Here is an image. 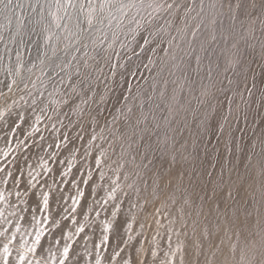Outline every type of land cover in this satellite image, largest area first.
<instances>
[{
	"label": "snow or ice",
	"instance_id": "1",
	"mask_svg": "<svg viewBox=\"0 0 264 264\" xmlns=\"http://www.w3.org/2000/svg\"><path fill=\"white\" fill-rule=\"evenodd\" d=\"M0 101L10 131L20 120L39 133L47 120L59 134L48 147L73 159L60 171L38 157L44 175L68 176L87 137L83 157L98 150L95 166L116 177L93 202L108 218H89L81 190L69 215L83 222L72 215L65 232L69 209L52 208L62 190L40 172L26 178L16 161L0 167V184L12 182L0 190V221L17 220L12 231L0 225V264H264V0H0ZM60 155L49 159L63 164ZM12 195L26 198L31 220L17 216ZM133 209L143 213L136 237L155 225L148 247L131 244ZM20 220L34 222L31 242L17 243ZM49 222L59 238L45 247ZM86 229L100 231L95 255L70 242L90 239Z\"/></svg>",
	"mask_w": 264,
	"mask_h": 264
},
{
	"label": "rangeland",
	"instance_id": "2",
	"mask_svg": "<svg viewBox=\"0 0 264 264\" xmlns=\"http://www.w3.org/2000/svg\"><path fill=\"white\" fill-rule=\"evenodd\" d=\"M133 82H135V81H133ZM0 107H3V101H0ZM18 110H22V109H18ZM12 119H15V117H12ZM32 122H34V117H33V120L30 121L29 123H32ZM16 123L19 124L20 127L16 128L15 125H13L12 130L10 131L9 128L4 125L3 121H0V167H4L8 170H13L17 167V163L13 162V161H16L19 163L20 166H22L24 168L26 178H27V172L29 170H32L34 174H35V172H40L41 176L37 177L38 180H40L41 182L43 180H47L49 185H52L55 189L62 190L63 195L65 197H67L66 198L67 200H64L62 202L60 201L59 204L53 202L52 208H53V211H62L63 208L69 209V212L63 213V215H67L69 217L68 220L62 221V223L64 225H66V227L64 228L65 232H74V230H75V226L71 223L72 215H76V219L83 222V216L78 215V214L69 215V213L71 212V207H72L71 197L76 196L77 192L81 191V190L85 194L84 197L81 198L82 205L83 206L85 205L84 209L86 206L88 207L89 203H90V205H93V207L95 209L94 212L101 210L100 215L101 216L103 215V217L100 216V219H104L106 217L108 218L107 215L109 214V212L107 213L103 208L100 207V204H94L93 201L95 199L99 200V198L101 197L99 201H101V204L103 203L102 198L106 197L107 191L110 190V187H111L110 181H111V179H115L116 177L113 174V172L110 171L109 169H107L103 166L101 167V169L100 168L98 169L95 166V162H94L93 157L95 155H98V150H95L93 152V156H89L87 158L83 157L84 149L87 146V143H86L87 137H86L85 141H82L80 143V145H78L80 147V151L78 153H76L75 160H73V164H74L73 169L69 173L68 176H66V177L61 176V175H59V173L57 171H53L49 175H44L43 169L39 167L40 160L38 159V157H44V159L48 160L49 167L53 168L54 170L59 169L60 171H67L68 162H69V160L73 159L72 156L69 155L67 152H64L65 150H63V149H56L54 144L52 147H48V144L52 143V141L54 139L58 138L59 134L54 133L53 131L50 130L51 126L47 120H44L41 124L37 125V127H39L41 129V131L39 133H34L32 131V128L29 126V124H26L23 121L16 120ZM46 125H47V127H46ZM60 131L63 132L64 129H60ZM41 135H43L45 137V139L43 141L40 140ZM37 144H40L43 147L42 148L37 147L36 146ZM57 151H59L61 153L59 159L64 160V163L61 165V167L59 166V168H57L58 162H54L53 160L49 159V155L52 152H57ZM4 152H8L7 157L4 156V154H3ZM26 156L28 157L27 163H25V161H24V157H26ZM29 165H31L32 167L29 168L28 167ZM100 170H102V171L105 170L104 171L105 172V178H104L105 180L100 179V172H101ZM89 172H91V179L90 180L93 182H91L89 180L88 183L85 184V183H83V181L88 179V173ZM107 174H110V175H107ZM16 175H19V173H16ZM2 176H3V174L0 173V177H2ZM110 176H112V178ZM106 177L108 178L107 180H106ZM54 181H55V183H54ZM100 182H102L103 185L100 184ZM118 182L119 183H131V180L124 181L123 180V174H121V180ZM107 183L109 186L107 185ZM104 184H106L108 186V188H107L108 190L106 189V192H105V189L103 187V186H105ZM11 186H12V182H11V178H9V184L8 185L0 184V190H4L5 192H8L11 190ZM140 186L142 187V185H140ZM92 188L95 189L96 195L92 194L93 193ZM38 189H39V185H38ZM68 189H70V190H68ZM17 190H19V189H17ZM44 190L48 191L49 189L46 186L44 188ZM126 190H128V189H126ZM128 191H130V190H128ZM64 192L68 196L65 195ZM99 193H101V194H99ZM102 193L104 196L102 195ZM58 194L59 193H57V195ZM89 195H91V196H89ZM85 196H86V199H85ZM87 196L90 197L91 199L87 198ZM20 199H26V198L16 197L15 195H12L9 197V201L15 203V206H16L15 210H16L17 216H25L29 220H31V216H32L31 210H29L27 212L21 211L22 209L27 207V205L21 204L19 202ZM124 199H125V203H124V206L122 208L123 209L122 212L125 211L124 213H126V212L128 213V208H129L128 207L129 206L128 199L127 198H124ZM132 199H133V202H135V200H134L135 196L132 197ZM85 200L88 202L90 201V202L88 203ZM62 203L63 204L65 203L66 205H63ZM114 203L115 202H113V201H109L110 205L108 204L106 207L110 210L111 206ZM2 208H5V205L0 204V209H2ZM79 209L80 208L78 207L77 212L80 211ZM12 210H13L12 208H8L5 214L7 215V212L12 211ZM85 210H87V209H85ZM94 212L90 213V216H89L90 219H95V213ZM133 213L136 214L137 220L135 223H133L134 229H133L131 235L136 237V232L140 231V228H138V227H139L140 222L142 221L143 213H139L135 209H133ZM45 214L46 213H41V212L37 211L35 215H36L37 219L43 220V217ZM105 215H106V217H104ZM122 217H118V219H121ZM8 218L10 220H12V225H2V221H0V225H2L4 227H9L10 231H12V230H14V225L17 222V220H16V217L10 216ZM56 219L59 220V219H62V217L56 216ZM162 222H164V221L162 220ZM19 223L21 224V232L17 233V243H19L22 236H23V239H26L29 242H31V240L33 239V235H28L27 233H33L34 234V232H35V227L33 226L34 222H33V224H28L24 220H20ZM43 227L45 228V236H44V238H42V242L45 244V247H48L49 241H53L54 237L59 238V232H57L56 229L52 228L51 222H49L48 225H43ZM154 227H155V225H153V228L146 229L145 235L147 236V239H145L144 236H140V238H139L140 239L139 242L143 241L145 244V247H148V241L151 240V236L153 234ZM89 230L92 232L91 229H86V233L90 235V237H91L90 239L85 240L83 238L85 234H81L80 236H74L73 240L70 242L73 243L74 246L81 253H83L85 246H87L88 250L92 251L93 255H95V250L93 248V244L94 243L100 244L101 235L99 234L100 233L99 229H96L97 231H96V234H94V236H92L90 234L91 232ZM126 238H127V236H125V239ZM135 239L133 241H131V244H133V243L135 244V241H136ZM63 243H64V241H61L60 245H56L53 243L52 244L53 251L57 252V249H62ZM110 243L114 246L115 240L112 239L110 241ZM121 247H125V246L123 244H121ZM137 247H139V244L137 245ZM110 251H111V249L105 250L104 246H102L100 249L102 256L108 255ZM127 251L129 253H131L133 251V249L129 247L127 249ZM14 255H15V253H14ZM57 256H59V252H57ZM88 259H90V258H88Z\"/></svg>",
	"mask_w": 264,
	"mask_h": 264
},
{
	"label": "bare ground",
	"instance_id": "3",
	"mask_svg": "<svg viewBox=\"0 0 264 264\" xmlns=\"http://www.w3.org/2000/svg\"><path fill=\"white\" fill-rule=\"evenodd\" d=\"M64 152H66V151H64ZM61 165H62V164L58 163L57 168H59V166L61 167ZM13 167H14V166H13ZM26 169H27V168H26ZM98 169H99V168H98ZM98 169H97V170H98ZM100 169H101V168H100ZM100 171H102V170H100ZM100 171H99V172H100ZM104 171H105V170H104ZM107 175H110V174H107ZM113 176H114V175H113ZM110 177L112 178V176H110ZM107 179H108V178L106 177V180H107ZM104 180H105V179H104ZM111 180H112V179H111ZM90 181H91V180H90ZM91 182H93V181H91ZM94 182H95V181H94ZM102 182H103V181H102ZM102 182H100V184H102ZM110 182H111V181H110ZM92 184H93V183H92ZM94 185H95V184H94ZM102 185H103V184H102ZM102 185H101V186H102ZM104 185H105V186H103V187H104L105 192H106V189L108 188L109 185H108V183H107L108 186H107L106 184H104ZM110 186H111V185H110ZM94 188H95V187H94ZM92 189H93V188H92ZM92 189H91V190H92ZM98 189H99V188H98ZM66 190H67V189H66ZM68 190H70V189H68ZM107 190H108V189H107ZM92 191H93V190H92ZM92 191H91V192H92ZM68 192H69V191H68ZM95 192H96V191H95ZM64 193H65V192H64ZM99 194H101V193H99ZM99 194H98V195H99ZM104 194H105V193H104ZM65 195H67V194L65 193ZM95 195H96V194H95ZM102 195H103V193H102ZM106 195H107V194H106ZM67 196H68V195H67ZM89 196H91V195H89ZM100 196H101V195H100ZM103 196H104V195H103ZM133 197H134V196H133ZM66 198H67V197H66ZM87 198L91 199V198L88 197V196H87ZM92 198H93V197H92ZM100 198H101V197H100ZM100 198H99V200H100ZM68 199H69V198H68ZM85 199H86V196H85ZM66 200H67V199H66ZM82 200H83V199H82ZM95 200H96V199H95ZM95 200H94V201H95ZM97 200H98V199H97ZM134 200H135V199H134ZM85 201H86V200H85ZM92 201H93V200H92ZM94 201H93V202H94ZM61 202H62V201H61ZM81 202H82V201H81ZM86 202H88V201H86ZM89 202H90V201H89ZM89 202H88V203H89ZM67 203H68V202H67ZM84 203H85V202H84ZM88 203H87V204H88ZM62 204H63V203H62ZM81 204H82V203H81ZM63 205H66V204L64 203ZM89 205H90V203H89ZM109 205H110V204H109ZM84 206H85V205H84ZM92 206H93V205H92ZM123 206H124V205H123ZM64 207H65V206H64ZM86 207H87V206H86ZM86 207H85V209H87ZM111 207H112V206H111ZM128 207H129V206H128ZM109 208H110V207H109ZM79 210H80V209H79ZM94 210H95V209H94ZM96 210H97V209H96ZM122 210H123V209H122ZM102 211H103V210H102ZM78 212H79V211H78ZM93 212H94V211H93ZM93 212H92V213H93ZM100 212H101V210H100ZM124 212H125V211H124ZM124 212H122V213H124ZM94 213H95V212H94ZM105 213H106V212H105ZM107 213H108V212H107ZM126 213H127V212H126ZM100 216H101V215H100ZM107 216H109V214H108ZM93 217H94V216H93ZM101 217H103V215H102ZM104 217H106V215H105ZM121 217H122V216H121ZM95 218H96V217H95ZM106 218H107V217H106ZM122 218H123V217H122ZM122 218H121V219H122ZM104 219H105V218H104ZM59 220H60V219H59ZM138 228H139V227H138ZM133 229H134V228H133ZM91 230H92V229H91ZM89 231H90V230H89ZM96 231H97V230H96ZM96 231H95V234H96ZM120 231H121V233H123V231H124L123 228H121ZM90 232H91V231H90ZM56 233H57V232H56ZM56 233H55V234H56ZM98 233H99V232H98ZM90 234H91V233H90ZM99 234H100V233H99ZM100 235H101V234H100ZM92 236H94V235H92ZM56 238H57V237H56ZM95 238H96V237H95ZM139 238H140V236H139V237H136V239H135V240H136V241H135V244L133 243V245H135L136 247H137V245L139 244V243H138L139 240H140ZM97 239H98V238H97ZM49 240H50V239H49ZM113 240H114V239H113ZM94 241H95V240H94ZM91 244H92V243H91ZM148 246H149V245H148ZM91 247H92V246H91ZM130 248H131V247H130ZM109 249H110V248H109ZM130 250H131V249H130Z\"/></svg>",
	"mask_w": 264,
	"mask_h": 264
}]
</instances>
